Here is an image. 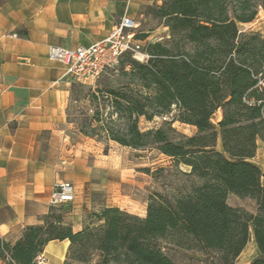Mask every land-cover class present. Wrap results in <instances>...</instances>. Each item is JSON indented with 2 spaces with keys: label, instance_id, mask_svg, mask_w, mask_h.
<instances>
[{
  "label": "trees",
  "instance_id": "16d2710c",
  "mask_svg": "<svg viewBox=\"0 0 264 264\" xmlns=\"http://www.w3.org/2000/svg\"><path fill=\"white\" fill-rule=\"evenodd\" d=\"M259 8L264 11V0H162L149 6L167 35L144 43L146 62L129 54L120 58L123 82L112 87L111 80H98L82 98L90 105L80 113L82 135L134 150L154 148L188 166L197 185L174 197L151 194L145 217L118 207L91 212L79 231L64 221L66 205L52 207L15 242L0 238V260L35 264L48 242L68 240L64 264L86 263L95 254L98 264H180L170 249L212 253L219 264H236L253 238L258 255L250 264H264V166L251 161L257 141L264 142V85L257 86L260 78L264 84V37L238 27L252 22ZM134 38L146 36L136 31ZM82 89L73 82L71 101L80 100ZM173 111L163 126L139 128L141 118ZM174 121L195 128L194 134H179ZM229 194L252 199L256 211L230 206Z\"/></svg>",
  "mask_w": 264,
  "mask_h": 264
},
{
  "label": "crops",
  "instance_id": "0c3cea01",
  "mask_svg": "<svg viewBox=\"0 0 264 264\" xmlns=\"http://www.w3.org/2000/svg\"><path fill=\"white\" fill-rule=\"evenodd\" d=\"M161 2L0 0L1 239L15 242L24 228L39 224L52 208L49 197L58 182H69L74 188V200L66 204L63 216L73 231L83 228L88 214L104 207H118L145 217L147 197L141 205L136 206L137 201L126 205L125 192L120 195L121 184L115 181L125 169V161H120L115 153L139 150L79 132L72 116V105L78 103L71 101L73 82L64 74L62 64L48 58V48L91 46L107 38L123 16L134 21L138 32L144 19L143 7ZM162 29L166 36L168 29ZM147 39L150 41V36ZM97 80L78 84L83 89H93ZM259 143L264 146L263 141H257L251 161L262 168L264 153L260 152ZM128 181L135 183L131 178ZM230 195V206L256 211L252 199L247 198L253 203V208L247 209L235 200L230 202ZM68 247V240L48 242L42 252L45 264H64ZM242 254L237 264H250L258 250L251 259L244 260ZM0 264L5 263L0 260Z\"/></svg>",
  "mask_w": 264,
  "mask_h": 264
},
{
  "label": "rangeland",
  "instance_id": "374dc122",
  "mask_svg": "<svg viewBox=\"0 0 264 264\" xmlns=\"http://www.w3.org/2000/svg\"><path fill=\"white\" fill-rule=\"evenodd\" d=\"M148 7L149 6H145L142 9L145 21H143L144 19L142 20L138 32H140V36H150V41L163 40L160 38L161 36L162 38L165 36L162 29V21L148 10ZM238 27L240 32H258L264 37V11L259 8L257 15L252 22L239 24ZM119 72L118 64L116 71L107 70L98 80H103V82L106 79L111 80V86L116 87L120 82H123V79L118 76ZM103 82H99V85L103 86ZM96 84H98V82ZM89 89L90 88L82 89L79 98L80 100L78 103H73L72 105V116L78 125L83 121V116L80 113L85 108H90L89 102L86 103L82 100ZM106 111H108V109H106ZM89 114H92V112L89 111ZM220 114L221 111L215 112L212 118L213 124L216 125L220 120ZM175 115L176 112L173 111L168 117L166 116V119L155 117L152 121H146L144 118H141L139 120V128L144 131L151 128L161 127L165 122H170ZM171 127L179 134L185 136L193 135L195 132V128L179 123L178 121L172 122ZM102 140L106 139L103 137ZM216 148L218 150L221 149L220 141H218ZM259 149L261 153H264V146L260 144ZM115 154L120 161H125V169L123 170L124 175L119 176L115 181L118 180L121 184L120 189L123 191H121L122 193H120V195L125 192L123 195H125L126 198H123V201L126 205H129L130 201H137L136 206L141 205L143 199H146V197L148 199L151 194L155 193H160L167 197L178 196L187 193L198 183L195 176L188 174L190 170L187 166L176 164L173 160L163 156L154 148H146L137 152L126 149L122 151L120 150ZM130 178L134 180L137 186H134L135 183L133 184L128 181ZM112 197L116 198L114 195ZM231 200H235L234 202L237 203V205L245 206L247 209L253 208V203L247 200V198H239L236 195L231 194L229 201L231 202ZM253 242L254 241L250 239L245 247L242 254L244 260L251 259L256 252V246ZM168 254L174 261L180 264H219L216 255L212 253L207 254L195 250L170 249L168 250ZM98 260L99 256L95 254L86 263L75 262L72 264H98Z\"/></svg>",
  "mask_w": 264,
  "mask_h": 264
},
{
  "label": "built area",
  "instance_id": "2783aa9c",
  "mask_svg": "<svg viewBox=\"0 0 264 264\" xmlns=\"http://www.w3.org/2000/svg\"><path fill=\"white\" fill-rule=\"evenodd\" d=\"M135 30L134 21L123 16L104 40L88 47L74 49L50 46L48 58L62 64L65 68L64 74L72 82L96 81L105 71H116L119 60L124 54H129L133 59L141 62L147 61L149 55L142 50V47L149 40H136L134 38ZM263 85V78H260L257 86L262 87ZM162 118L166 119V117ZM74 196V188L71 183L58 182L52 187L49 205L58 207L69 204L74 200ZM35 264H45L42 253L36 256Z\"/></svg>",
  "mask_w": 264,
  "mask_h": 264
}]
</instances>
